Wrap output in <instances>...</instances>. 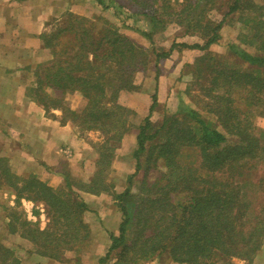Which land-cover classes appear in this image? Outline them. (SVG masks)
I'll return each mask as SVG.
<instances>
[{
    "label": "trees",
    "instance_id": "16d2710c",
    "mask_svg": "<svg viewBox=\"0 0 264 264\" xmlns=\"http://www.w3.org/2000/svg\"><path fill=\"white\" fill-rule=\"evenodd\" d=\"M96 1L109 8L105 0ZM216 1L163 0V6L143 13L151 31L141 34L151 41L168 23L203 41L174 42L169 50L148 53L112 22L70 11L53 19L52 31L41 36L52 59L38 66L32 97L47 112L60 109L64 122L103 134L104 140L94 145L98 159L92 179L76 181L65 175L58 189L35 176L22 183L0 162L16 205L28 200L45 206L46 229L22 222L20 237L35 246L37 256L69 263L65 255L77 253L89 240L91 229L84 221L89 207L78 195L81 190L112 193L121 213L119 233L110 234V249L98 264L114 259L115 264H143L162 254L179 264L251 263L256 258L264 246V131L255 125L256 117L264 118V6L261 0H231L224 4L222 20L215 22L208 11ZM132 2L150 9L149 0ZM234 15L242 24L241 43L229 44L227 55L214 53L211 48L222 41L223 28L234 23L227 17ZM165 16L172 20L165 21ZM176 50L202 53L188 67L195 80L209 75V86L202 91L213 102L200 101L197 108L182 105L154 122L152 114L159 107L154 95L149 115L135 128L129 124L133 112L119 103L120 93L138 91L136 74L147 69L150 58L158 79L160 63ZM74 92L86 99L79 111L66 106L67 95ZM134 129L135 172L126 189L116 193L107 176L125 135ZM140 173L141 181L134 182ZM9 226L12 234L18 233L12 222ZM0 264H21L2 243Z\"/></svg>",
    "mask_w": 264,
    "mask_h": 264
},
{
    "label": "crops",
    "instance_id": "0c3cea01",
    "mask_svg": "<svg viewBox=\"0 0 264 264\" xmlns=\"http://www.w3.org/2000/svg\"><path fill=\"white\" fill-rule=\"evenodd\" d=\"M58 1L0 0V162H8L10 159L15 168L23 169V174L31 172V176L55 189L65 184V175L74 177L76 181L89 182L92 179L98 159L94 145L99 141L90 144L83 135L98 132H84L74 122H64L62 110L52 109L47 112L44 106L32 97L30 90L36 86L38 66L52 59L50 51L43 45L41 36L52 31L51 21L59 19V13L67 12L61 13L57 10L59 5L64 6V10L70 7V12L81 15L87 10L99 11L103 8L96 0H81L84 2L75 4L73 0ZM106 5L109 6L107 2ZM119 7L129 8L128 5ZM83 10L85 12L80 13ZM235 25L236 23L230 27ZM122 32L132 39L135 38L126 30ZM70 95H78L84 99L80 92L68 96ZM69 108L73 111L79 110L71 106ZM127 141H132L134 148L136 147V131L125 135L122 145ZM127 160L131 162V156ZM117 164L116 161L113 162L112 172L116 169L121 175L126 167ZM30 168L36 172L30 171ZM129 168L126 172L128 177L135 172L134 169L131 170V166ZM111 183L115 185L116 193L123 192L128 186L123 187L122 183L113 181ZM6 189L12 193L13 202L16 204L17 196L10 188ZM78 195L89 207L84 213L85 223L90 229L91 223L97 225V230L91 229L89 240L82 245L100 244L104 251L101 256L95 254L94 260L98 261L110 249V234L119 233L121 213L110 192L96 195L80 190ZM36 210L39 212L36 218L41 215L47 217L43 204H36ZM47 226L46 223L40 228L44 230ZM98 231L100 234L102 231L99 239L96 235ZM89 256H92V253Z\"/></svg>",
    "mask_w": 264,
    "mask_h": 264
},
{
    "label": "rangeland",
    "instance_id": "374dc122",
    "mask_svg": "<svg viewBox=\"0 0 264 264\" xmlns=\"http://www.w3.org/2000/svg\"><path fill=\"white\" fill-rule=\"evenodd\" d=\"M44 1V0H42ZM60 1V0H59ZM58 1V2H59ZM73 4L75 3H83L84 1H76L73 0ZM179 2L180 4L184 0H174V2ZM182 1V2H180ZM57 2V1H56ZM107 4H109L108 9L101 8L99 11L97 10H87L85 14H78L72 12L75 15L92 18L95 16H99L102 19L108 20L119 27L122 34V30H126L127 33L133 34L135 38L133 41L138 44L140 48L145 49L149 52L158 50H169L174 42L178 43H188V44H196L203 43L200 36L197 35H186L185 29L178 26L177 24H167L166 30H158L156 34L153 36V41L147 39L142 36L141 32L143 31H151V26L148 23L147 18L143 15L144 12L151 10L152 8L156 9L160 6H163V0H149L150 9H144L142 7L137 6L132 0H106ZM231 0H217L215 5H217L214 10H209L208 15L209 18L214 20L215 22H220L223 18V14L226 11V7L224 4H228ZM264 6V0L259 1ZM142 3V2H141ZM112 4V5H111ZM119 5H128V7H119ZM224 7V8H223ZM64 6H58L57 10H60L61 13L69 12L70 7L66 10L63 9ZM85 10L80 13H84ZM63 14H58V17H61ZM165 21L169 22L172 20L169 16H165ZM229 23H236L235 27L226 26L222 30V41L218 45H214L211 48V51L217 53L219 55H227V47L231 43H241L239 42V34L241 33V22L239 21V16H228L227 21ZM52 22V21H51ZM233 23V24H234ZM49 24V23H48ZM245 32V31H244ZM128 36V35H126ZM131 38V37H130ZM243 48L248 51H253L252 48H248L243 46ZM152 55V54H151ZM202 53L199 51H179L176 50L171 57L166 60H163L160 63L161 73L158 79H156V65L154 58H150L149 65L147 69L143 72L140 71L136 74L135 83L138 86V91L135 92H121L119 95V103L124 107L130 109L133 113L130 116L129 124L134 125L135 128L141 124V122L149 115L150 107L153 104V96L157 95V101L159 107L156 108V111L152 114V120L159 121L163 118L164 113L168 112L171 114H175L179 107L182 105L190 106L192 108H197L200 105L198 102H213L206 95V91H202V87L209 86V75H207V79L195 80V77L190 72L189 65L193 64L195 59L201 56ZM68 96V95H67ZM86 104V99H82L81 96L78 95H70L66 101L67 107H72L81 110ZM135 106V107H134ZM138 109V110H137ZM77 110V111H79ZM255 125L259 130L264 131V118H260L259 116L255 119ZM134 131H136L134 129ZM83 137L87 142L92 144L93 142H103L104 136L100 133H91L89 135L85 134ZM129 139V138H128ZM98 142V143H99ZM123 142V141H122ZM134 143L132 141H127L125 145H122L117 149L115 158L117 165H121V167H126L125 170H122L121 175L118 174V171L115 169L110 172L107 176V181L117 182L118 184L122 183V186L125 187L128 185L127 179L128 176L126 172L130 170L128 169L131 166V170H135V160L132 159L129 162L127 159L131 156L132 151L134 150ZM127 157V158H126ZM131 164V165H130ZM7 169H9L14 177L20 178L22 183L26 180L31 179L32 176L28 173L23 174V169L15 168L12 161L9 159L8 162H4ZM31 169V168H30ZM2 170H0V182L6 184L5 176L2 175ZM27 171V169H24ZM30 171H35L31 169ZM34 172V173H35ZM120 172V171H119ZM142 173L137 176L134 182L141 181ZM7 177V176H6ZM152 177V176H151ZM140 178V179H137ZM12 177L7 178V180ZM5 187V188H4ZM138 187V184L135 183V190ZM10 190V189H9ZM12 190V189H11ZM14 198L12 193L6 189V185L2 186L0 183V243L4 244L6 247L12 250L14 256L21 264H98V261L94 260L95 254L97 256H101L103 253L102 246L98 243H93L92 245L85 246L82 245L81 249L78 250L77 253L69 252L67 253L66 259L72 260L67 263L54 261L50 259L40 258L36 255L35 246L20 237L23 232L22 222H32L38 223L40 226H45L48 224V219L46 216L41 215L36 218V204L31 203L28 200H23L21 205L14 204ZM94 206V205H93ZM97 206V205H95ZM15 208V210H13ZM98 208V207H95ZM17 214L20 216L19 221H17ZM10 222L13 224V229L18 228L17 234H12V226L10 227ZM91 229L97 230V225L95 223H91ZM97 238H100L102 235L96 232ZM92 253V256H89ZM96 258V257H95ZM79 259V261H78ZM233 264H264V246L256 256V258L250 263L249 261L235 259L232 262ZM109 264H115V259L110 261ZM143 264H179L171 261L166 255H156L150 259H147Z\"/></svg>",
    "mask_w": 264,
    "mask_h": 264
}]
</instances>
